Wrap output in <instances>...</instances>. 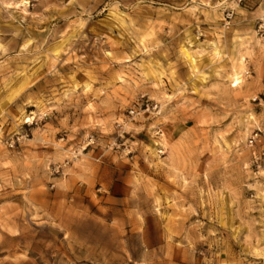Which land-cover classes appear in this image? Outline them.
<instances>
[{"label": "rangeland", "instance_id": "rangeland-1", "mask_svg": "<svg viewBox=\"0 0 264 264\" xmlns=\"http://www.w3.org/2000/svg\"><path fill=\"white\" fill-rule=\"evenodd\" d=\"M0 264H264V0H0Z\"/></svg>", "mask_w": 264, "mask_h": 264}, {"label": "built area", "instance_id": "built-area-1", "mask_svg": "<svg viewBox=\"0 0 264 264\" xmlns=\"http://www.w3.org/2000/svg\"><path fill=\"white\" fill-rule=\"evenodd\" d=\"M130 111L132 112V111H133V109L131 108V109H130Z\"/></svg>", "mask_w": 264, "mask_h": 264}, {"label": "bare ground", "instance_id": "bare-ground-1", "mask_svg": "<svg viewBox=\"0 0 264 264\" xmlns=\"http://www.w3.org/2000/svg\"><path fill=\"white\" fill-rule=\"evenodd\" d=\"M235 80H237V76L235 77Z\"/></svg>", "mask_w": 264, "mask_h": 264}]
</instances>
